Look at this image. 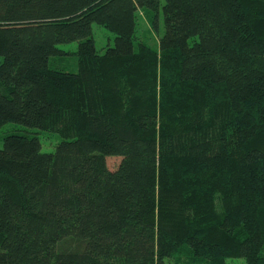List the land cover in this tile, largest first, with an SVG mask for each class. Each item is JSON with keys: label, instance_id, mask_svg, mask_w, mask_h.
<instances>
[{"label": "trees", "instance_id": "trees-1", "mask_svg": "<svg viewBox=\"0 0 264 264\" xmlns=\"http://www.w3.org/2000/svg\"><path fill=\"white\" fill-rule=\"evenodd\" d=\"M233 257L264 264V0H0V264Z\"/></svg>", "mask_w": 264, "mask_h": 264}, {"label": "rangeland", "instance_id": "rangeland-1", "mask_svg": "<svg viewBox=\"0 0 264 264\" xmlns=\"http://www.w3.org/2000/svg\"><path fill=\"white\" fill-rule=\"evenodd\" d=\"M160 22L158 24L159 30L156 31L153 28V24L150 21V15L144 10H138L137 12V23L135 31V39L142 41L152 50H158L159 35L162 33V16L160 15ZM92 32L95 41L96 48L99 52H103L108 44H113L114 34L106 29L105 27L93 23ZM58 47L63 50V54L50 56V66L55 67L59 70L76 71L77 69V56L75 54L76 42L71 41L68 43L59 44ZM7 126V125H6ZM6 127H3V129ZM42 150L50 151L54 148V144L58 139L56 136L40 133ZM120 160L119 156H108L106 158V164L109 168H114ZM230 260L236 261L237 264H241L240 260L235 257L230 258Z\"/></svg>", "mask_w": 264, "mask_h": 264}]
</instances>
